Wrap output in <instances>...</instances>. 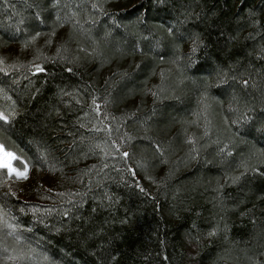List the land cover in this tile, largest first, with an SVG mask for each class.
<instances>
[{"label": "trees", "instance_id": "16d2710c", "mask_svg": "<svg viewBox=\"0 0 264 264\" xmlns=\"http://www.w3.org/2000/svg\"><path fill=\"white\" fill-rule=\"evenodd\" d=\"M0 110V264H264V0H0Z\"/></svg>", "mask_w": 264, "mask_h": 264}, {"label": "snow or ice", "instance_id": "6c2138e0", "mask_svg": "<svg viewBox=\"0 0 264 264\" xmlns=\"http://www.w3.org/2000/svg\"><path fill=\"white\" fill-rule=\"evenodd\" d=\"M126 155V154H125ZM17 157L11 153L6 151L3 146H0V168L7 169V175L12 176L15 175L17 178L26 179L27 178V168L25 166L24 171H20L17 168L13 167L12 161L16 160ZM2 219V217H0ZM9 227H13L9 225Z\"/></svg>", "mask_w": 264, "mask_h": 264}, {"label": "rangeland", "instance_id": "374dc122", "mask_svg": "<svg viewBox=\"0 0 264 264\" xmlns=\"http://www.w3.org/2000/svg\"><path fill=\"white\" fill-rule=\"evenodd\" d=\"M0 116H4V117L6 116L5 113H4L2 110H0ZM0 146H3V148H4L6 151L11 152V153H13V154L16 156V154H15V152H14L13 150L6 148L1 142H0ZM12 165H13V167L17 168V169L20 170V171H24V170H25V168L20 169V168H18L17 166H15L14 161H12ZM29 175H30V170H28V168H27V178H26V179H20V178H17V177H16V178L13 180L14 183H15V185H16L18 188H25V187L27 186V184H26V180L28 179Z\"/></svg>", "mask_w": 264, "mask_h": 264}]
</instances>
